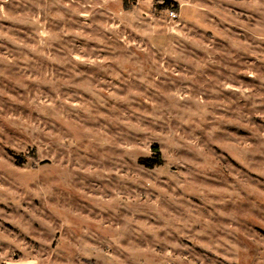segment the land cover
Returning <instances> with one entry per match:
<instances>
[{"label": "rangeland", "instance_id": "374dc122", "mask_svg": "<svg viewBox=\"0 0 264 264\" xmlns=\"http://www.w3.org/2000/svg\"><path fill=\"white\" fill-rule=\"evenodd\" d=\"M175 1L0 0V264H264V0Z\"/></svg>", "mask_w": 264, "mask_h": 264}, {"label": "trees", "instance_id": "16d2710c", "mask_svg": "<svg viewBox=\"0 0 264 264\" xmlns=\"http://www.w3.org/2000/svg\"><path fill=\"white\" fill-rule=\"evenodd\" d=\"M165 3L162 7L163 8H171L172 10L178 11L180 8V5L175 0H165ZM155 151V157H145L141 160V163L144 164L147 167H153L155 165H161L162 163V154L160 151V148L158 146L154 147Z\"/></svg>", "mask_w": 264, "mask_h": 264}, {"label": "built area", "instance_id": "2783aa9c", "mask_svg": "<svg viewBox=\"0 0 264 264\" xmlns=\"http://www.w3.org/2000/svg\"><path fill=\"white\" fill-rule=\"evenodd\" d=\"M173 15L176 16L177 14L173 12Z\"/></svg>", "mask_w": 264, "mask_h": 264}]
</instances>
